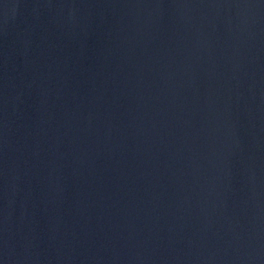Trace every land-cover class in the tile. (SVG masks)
<instances>
[{"label":"water","instance_id":"water-1","mask_svg":"<svg viewBox=\"0 0 264 264\" xmlns=\"http://www.w3.org/2000/svg\"><path fill=\"white\" fill-rule=\"evenodd\" d=\"M0 264H264V0H0Z\"/></svg>","mask_w":264,"mask_h":264}]
</instances>
